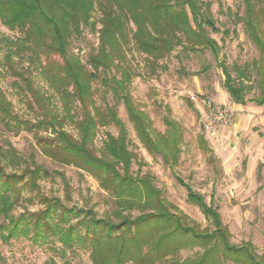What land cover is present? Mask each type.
<instances>
[{
	"label": "trees",
	"instance_id": "obj_1",
	"mask_svg": "<svg viewBox=\"0 0 264 264\" xmlns=\"http://www.w3.org/2000/svg\"><path fill=\"white\" fill-rule=\"evenodd\" d=\"M242 1L244 13H233L230 18L243 23L260 53L255 61L259 93L251 98L247 97L252 89L247 83L249 64H234V76L228 64L219 60L221 46L208 28L216 32L221 29L216 25L210 2L0 0V24L20 33L1 37L6 44L2 63L37 117L32 121L17 112L0 85V125L9 132H31L45 156L96 178L115 203L106 217H97L89 210L74 224L70 220L72 210L60 197L41 195L43 208L15 215L12 210L22 190L36 191L44 171L37 163L26 165L21 171H7L8 160L18 166L25 161L10 147L0 151V217H4L0 237L8 241L20 235L30 237L33 232L38 242L54 236L65 248L75 243L88 247L93 264H219L224 258L242 264H264V257L256 254L251 243H231L229 228L219 210L178 174L176 179L187 188L189 202L201 209L213 229L201 230L188 224L184 218L187 216L163 196L151 174L133 172L135 154L129 148L126 125L116 106L97 103L94 87V82L101 79L113 89L116 98L124 102L144 147L151 154L161 155L164 164L174 169L181 157L183 128L166 115V130L158 131L149 114L137 106L129 85L139 72L130 61L129 51L134 45L143 55L149 75H156L168 68L164 60L177 46L186 52L210 49L225 74L224 88L231 98L240 104L252 101L264 105V0ZM97 11L99 16L95 18ZM86 27L98 33L99 43L84 62L70 45ZM223 33L229 34V30ZM34 69L40 71L53 93L35 85ZM113 124L119 128L118 135L106 133L103 145L97 148L99 129ZM198 142L213 157V149L203 134ZM133 210L141 213L133 217ZM189 244L203 245L205 249L195 258L179 261L177 253Z\"/></svg>",
	"mask_w": 264,
	"mask_h": 264
},
{
	"label": "rangeland",
	"instance_id": "obj_2",
	"mask_svg": "<svg viewBox=\"0 0 264 264\" xmlns=\"http://www.w3.org/2000/svg\"><path fill=\"white\" fill-rule=\"evenodd\" d=\"M204 1L210 2L216 25L221 29L216 32L208 28L210 35L221 46L219 60L228 64L234 76V64H249L250 79L247 83L252 89L247 97L258 95L255 61L259 59V50L246 34L243 23L230 18L233 13H244L243 1ZM95 13L96 18L99 11ZM225 29L229 30V34L223 33ZM19 34L0 24V39L2 36L15 37ZM98 43V33L86 27L81 36H75L71 40L70 49L86 62L91 49L97 47ZM5 52L6 44L0 40V85L13 102L15 110L24 118L35 121L36 113L29 107L27 97L13 85L14 77L5 72L2 63ZM128 56L139 72V75L133 77L129 91L137 106L149 114L153 127L158 131H165L164 116L169 115L183 128L181 157L172 169L164 164L161 155L151 154L144 147L129 119L124 102L116 98L110 86L97 79L94 82L97 103L116 106L119 117L128 130L129 148L135 154L133 172L151 174L163 196L180 208V214L187 216L184 218L188 224L201 230L213 229L214 225L201 209L189 202L187 188L176 179L175 174H178L219 210L223 223L229 228L231 243L238 246L251 243L256 254L264 257V105L252 101L240 104L231 98L224 88L225 74L210 49L186 52L181 46H177L164 60L168 68L159 70L156 75H149L144 57L134 45ZM25 65L28 63L25 62ZM207 65L209 69L206 70ZM33 79L41 90L53 93L40 71L33 70ZM204 100L227 108L232 113L231 123L220 126L215 133H208L203 125L204 114L209 113ZM55 101L60 104L57 98ZM67 128L77 134L74 128ZM108 132L118 135L119 128L114 124L101 127L96 138L97 148L103 145ZM201 134L213 149V157L200 147L198 137ZM10 147L24 156L25 161L18 166L8 160L5 163L7 171H21L24 166H34V163L39 164L44 171L38 180L39 188L36 191L22 190L19 202L12 210L15 215L25 210L36 211L43 208L41 195L60 197L64 205L72 210L70 220L74 224L89 210H93L97 217H106L115 208L111 195L101 188L96 178L72 165H63L45 156L33 134L26 129L14 133L0 125V151ZM140 213V210H133L132 216ZM3 220L4 217L1 216L0 222ZM204 249L203 245L189 244L176 257L179 261L195 258ZM0 264L93 263L88 247L75 243L71 248H65L54 236L36 242L32 232L30 237L20 235L8 241L0 237ZM160 264L170 263L165 261ZM219 264L242 263L224 258Z\"/></svg>",
	"mask_w": 264,
	"mask_h": 264
},
{
	"label": "built area",
	"instance_id": "obj_3",
	"mask_svg": "<svg viewBox=\"0 0 264 264\" xmlns=\"http://www.w3.org/2000/svg\"><path fill=\"white\" fill-rule=\"evenodd\" d=\"M197 101L195 96H192ZM209 113L204 114L203 125L208 133H215L220 126L231 123L232 113L225 107L215 106L210 100H204ZM211 112V113H210Z\"/></svg>",
	"mask_w": 264,
	"mask_h": 264
}]
</instances>
